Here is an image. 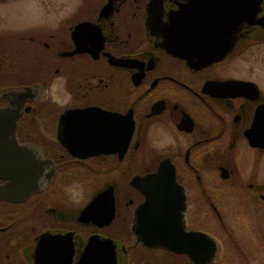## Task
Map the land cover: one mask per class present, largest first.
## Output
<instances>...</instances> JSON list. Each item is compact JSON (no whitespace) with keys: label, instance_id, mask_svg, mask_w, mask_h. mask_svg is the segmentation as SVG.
<instances>
[{"label":"flooded vegetation","instance_id":"obj_1","mask_svg":"<svg viewBox=\"0 0 264 264\" xmlns=\"http://www.w3.org/2000/svg\"><path fill=\"white\" fill-rule=\"evenodd\" d=\"M0 264H264V0H0Z\"/></svg>","mask_w":264,"mask_h":264},{"label":"water","instance_id":"obj_2","mask_svg":"<svg viewBox=\"0 0 264 264\" xmlns=\"http://www.w3.org/2000/svg\"><path fill=\"white\" fill-rule=\"evenodd\" d=\"M173 171V165L162 161L156 172L136 179L145 199L136 210L135 227L149 245L173 247L182 243L184 194Z\"/></svg>","mask_w":264,"mask_h":264},{"label":"rangeland","instance_id":"obj_3","mask_svg":"<svg viewBox=\"0 0 264 264\" xmlns=\"http://www.w3.org/2000/svg\"><path fill=\"white\" fill-rule=\"evenodd\" d=\"M258 169H260V162H258Z\"/></svg>","mask_w":264,"mask_h":264}]
</instances>
